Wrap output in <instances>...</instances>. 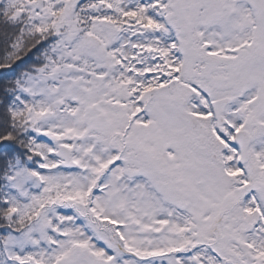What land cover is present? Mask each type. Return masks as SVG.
<instances>
[{
    "label": "snow or ice",
    "instance_id": "obj_1",
    "mask_svg": "<svg viewBox=\"0 0 264 264\" xmlns=\"http://www.w3.org/2000/svg\"><path fill=\"white\" fill-rule=\"evenodd\" d=\"M0 264H264V0H0Z\"/></svg>",
    "mask_w": 264,
    "mask_h": 264
}]
</instances>
